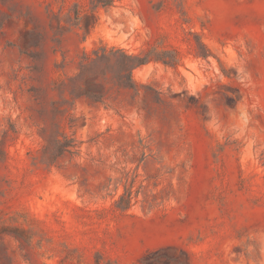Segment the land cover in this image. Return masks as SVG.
Instances as JSON below:
<instances>
[{
    "label": "rangeland",
    "instance_id": "obj_1",
    "mask_svg": "<svg viewBox=\"0 0 264 264\" xmlns=\"http://www.w3.org/2000/svg\"><path fill=\"white\" fill-rule=\"evenodd\" d=\"M0 264H264V0H0Z\"/></svg>",
    "mask_w": 264,
    "mask_h": 264
},
{
    "label": "trees",
    "instance_id": "obj_2",
    "mask_svg": "<svg viewBox=\"0 0 264 264\" xmlns=\"http://www.w3.org/2000/svg\"><path fill=\"white\" fill-rule=\"evenodd\" d=\"M112 54L110 51L108 55H106L105 50L102 51L101 55H98L97 52H93L94 58H92L88 54H84L82 61L79 63L78 73L73 78L68 80L67 83L62 82L60 86L64 87L67 85H72L74 89L80 92L81 96H84L90 99L92 102L98 103L101 102L104 97V87L97 82L96 80H90V74L95 63L98 60H107L109 56ZM124 59L127 60L128 64L126 65V72H127V82L130 87L133 86L131 79L129 77L130 72L146 63L145 58H138L136 56H127L126 54L122 53ZM100 87V91L95 92L91 90V87ZM65 142L61 143L58 140H54L52 144H47L43 149V160L48 163L52 164L56 159L64 153L72 154L71 148H74L73 141L66 139L64 137ZM130 203V192H125L123 195L119 197V200L116 203V206L122 210H125L129 207Z\"/></svg>",
    "mask_w": 264,
    "mask_h": 264
}]
</instances>
